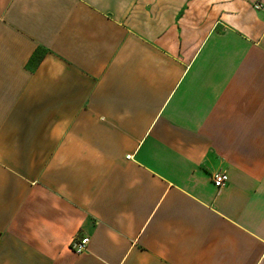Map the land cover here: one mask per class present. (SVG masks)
Returning <instances> with one entry per match:
<instances>
[{
	"label": "crops",
	"instance_id": "1",
	"mask_svg": "<svg viewBox=\"0 0 264 264\" xmlns=\"http://www.w3.org/2000/svg\"><path fill=\"white\" fill-rule=\"evenodd\" d=\"M0 264H264V0H0Z\"/></svg>",
	"mask_w": 264,
	"mask_h": 264
},
{
	"label": "built area",
	"instance_id": "2",
	"mask_svg": "<svg viewBox=\"0 0 264 264\" xmlns=\"http://www.w3.org/2000/svg\"><path fill=\"white\" fill-rule=\"evenodd\" d=\"M255 6L259 8L260 4H256ZM128 157L130 156L128 155ZM211 179L214 186L220 188L228 180V175L226 172L218 171L211 175ZM88 241V237L86 236H76L72 240L70 247L75 253H82L86 250Z\"/></svg>",
	"mask_w": 264,
	"mask_h": 264
}]
</instances>
